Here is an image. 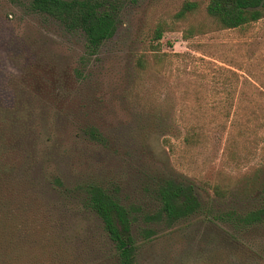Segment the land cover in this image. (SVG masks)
<instances>
[{"label": "rangeland", "instance_id": "374dc122", "mask_svg": "<svg viewBox=\"0 0 264 264\" xmlns=\"http://www.w3.org/2000/svg\"><path fill=\"white\" fill-rule=\"evenodd\" d=\"M118 2L89 54L29 0H0L1 264H112L86 185L132 210L134 264H264V223L236 220L264 197V0L235 29L206 0ZM165 182L189 187L196 211L150 221Z\"/></svg>", "mask_w": 264, "mask_h": 264}, {"label": "trees", "instance_id": "16d2710c", "mask_svg": "<svg viewBox=\"0 0 264 264\" xmlns=\"http://www.w3.org/2000/svg\"><path fill=\"white\" fill-rule=\"evenodd\" d=\"M119 0H29V10L57 22L67 32H78L83 40L87 53L96 52L98 47L111 38L117 24ZM259 0H206L205 14L220 29H235L256 22L263 17L257 8ZM195 4L184 3L175 14L182 19L186 13L195 9ZM162 33L156 26L152 33L150 51L156 53L157 41ZM142 70L145 62L142 57L136 60ZM91 136L94 134L90 133ZM57 185H60L56 181ZM82 205L93 213L101 223L102 230L114 248L112 264H134L133 241L130 225L134 222L132 210L123 207L118 200L98 186L86 185L83 188ZM155 198L159 203L157 210L151 214L150 221H163L170 224L194 213L197 203L189 187L172 182H165L157 187ZM242 225L264 223V197L260 206L237 217ZM0 220V244L6 241L2 236ZM147 236L150 234L144 231ZM2 241V242H1ZM2 258L0 259V264ZM5 264L6 262L3 261Z\"/></svg>", "mask_w": 264, "mask_h": 264}]
</instances>
